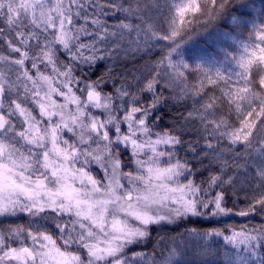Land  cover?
Masks as SVG:
<instances>
[{
	"label": "snow or ice",
	"instance_id": "obj_1",
	"mask_svg": "<svg viewBox=\"0 0 264 264\" xmlns=\"http://www.w3.org/2000/svg\"><path fill=\"white\" fill-rule=\"evenodd\" d=\"M201 34L242 52L190 62ZM262 45L257 0H0V264H180L210 237L220 264H264Z\"/></svg>",
	"mask_w": 264,
	"mask_h": 264
},
{
	"label": "trees",
	"instance_id": "obj_2",
	"mask_svg": "<svg viewBox=\"0 0 264 264\" xmlns=\"http://www.w3.org/2000/svg\"><path fill=\"white\" fill-rule=\"evenodd\" d=\"M264 3V0H257V5ZM239 41L242 43L244 42H248V37H247V31L245 30L243 32L242 36L238 37ZM252 43H259V41L255 40V37H253ZM264 46V45H262ZM221 48H229L231 52L235 53L237 56H239L242 52V49L240 47H237L236 45L233 44V42L231 40L226 41L220 45H217L215 42H208V38L206 35H194L193 39H191L190 41H188V43H186L183 47V54H184V58L188 61H192L193 57H198L201 58L205 61H209V60H214L217 62V66H221L223 69H226L228 67L227 62H225L223 65H221L219 62L224 61L225 57H224V53L223 51H220ZM250 51H252V49H250ZM258 51V50H257ZM160 53L159 50H155L154 55H153V59H158ZM102 65L101 68L97 69V73L99 74L100 70L102 69ZM255 65L253 66V70H255ZM93 79H95V75L92 77ZM258 79V77H257ZM189 106H191V101H188ZM181 108H177L174 107L171 103L168 106H164L161 109V112L158 113V115H162L164 116V121L161 124V128L168 126L171 124V118L173 116H175L177 114L178 111H181ZM233 119H235V116L233 115ZM207 172L203 173V175H198L196 177L197 183H199L201 180L206 179L207 178ZM239 187L240 185H237V195H233L232 194V190L229 189L228 190V197H227V205L228 207H235L236 210L242 209L244 207H246V203H245V192L244 191H239ZM235 202V205H234ZM244 219L240 220L239 216L236 215H232V217L230 218H225L219 221H212V222H208V223H203V222H199V221H189L188 223H186L187 227H198L200 229H212V228H220V229H227V228H232L235 227L237 230L239 229L240 226L242 225H246L249 223V218H245L242 217ZM260 216L256 215L254 219L251 220V224L252 225H256L260 222ZM16 224H22L21 221H18ZM185 226H181L177 227V228H172L171 230L165 229V232H167L169 235H175L179 232H181L183 230ZM154 242H155V236L156 234L154 233ZM153 244H149L148 248L146 249L147 251H150L152 248ZM139 250V249H138ZM221 251V248L219 245H215L210 247V253H209V257L213 258L216 256V252L217 251ZM223 253V252H222ZM223 259V256H221L220 258H215L214 260H212V262H215V264H220V260ZM197 264H202V263H198Z\"/></svg>",
	"mask_w": 264,
	"mask_h": 264
},
{
	"label": "rangeland",
	"instance_id": "obj_3",
	"mask_svg": "<svg viewBox=\"0 0 264 264\" xmlns=\"http://www.w3.org/2000/svg\"><path fill=\"white\" fill-rule=\"evenodd\" d=\"M183 47H184V45H183ZM181 155H183V153H181ZM95 170L99 171V169H95ZM101 175H103V173H101ZM213 195H214V193H213ZM230 217H232V215L226 216V217L209 218V219L192 218L189 221H193L194 222V221L197 220L199 222L208 223V222L219 221V220H222V219H225V218H230ZM26 219H27L26 217H23L21 219L13 220L11 222L16 224L18 221H21L22 223H24ZM242 219H244V218L240 217V220H242ZM259 220L261 222V217H260ZM189 221H187L186 223H188ZM257 225H259V223L256 224V225H253V226H257ZM181 226H185V224H181ZM174 228H177V227H174ZM202 243H204L206 245H210L211 247L215 246V245H219L220 248H221L220 252H227V251L231 250V246L230 245H225L224 244L222 237H220V238L210 237L207 241H204ZM209 253H210V248H207V249H204V250L190 248L185 254L178 253L174 257V260H178L180 262V264H197V262L198 263H202V264H215V262H212V260H214L215 258H220V257L215 256L213 258H210L209 257L210 256Z\"/></svg>",
	"mask_w": 264,
	"mask_h": 264
}]
</instances>
